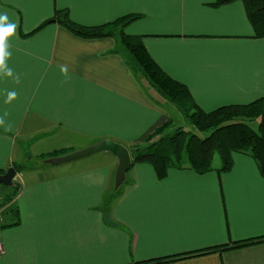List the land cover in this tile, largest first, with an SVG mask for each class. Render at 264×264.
<instances>
[{
  "label": "crops",
  "instance_id": "crops-1",
  "mask_svg": "<svg viewBox=\"0 0 264 264\" xmlns=\"http://www.w3.org/2000/svg\"><path fill=\"white\" fill-rule=\"evenodd\" d=\"M216 1L0 0L17 25L13 76L0 69V171L20 168L16 213L0 208V264H137L224 245L172 264H264V178L248 155L234 153L226 173L170 169L164 179L136 164L119 194L111 153L51 163L101 141L131 153L183 117L132 73L115 40L75 36L53 20L58 11L86 27L139 15L127 34L143 36L161 69L212 112L264 97V39L242 2ZM9 91L17 96L6 102Z\"/></svg>",
  "mask_w": 264,
  "mask_h": 264
},
{
  "label": "trees",
  "instance_id": "trees-1",
  "mask_svg": "<svg viewBox=\"0 0 264 264\" xmlns=\"http://www.w3.org/2000/svg\"><path fill=\"white\" fill-rule=\"evenodd\" d=\"M234 1L243 3L254 31V38L264 39V0H217L212 6ZM139 19V15H128L104 25L86 27L72 21L65 10L58 11L53 19L77 37L115 40V53L125 57L132 73L143 76L160 96L173 104L198 132L192 134L179 127L173 135L166 136L165 133L174 125L172 122L163 125L147 138L143 146L132 147V167L136 164H150L159 179H164L170 169L191 170L198 174H205L214 170L213 155L218 152L222 166L217 172L226 173L232 167V155L240 153L252 157L257 162L261 176L264 178V97L246 105L225 106L212 112L201 110L192 99L187 87L172 79L154 61L146 50L143 36L127 34L128 26ZM253 122L257 123L256 129L251 126ZM201 134H207V136L202 138ZM67 152L68 150H61L40 158L64 155ZM13 168L16 172L20 171V168L16 166ZM3 174L5 172L0 171V175ZM0 186L6 189L0 208L8 207L7 213H16L9 206L17 197L19 186L14 181L11 187L4 184ZM107 205L108 203L105 206L106 209ZM253 243V240L237 242L233 248H243ZM227 247L226 245L213 247L137 264H172L218 253Z\"/></svg>",
  "mask_w": 264,
  "mask_h": 264
},
{
  "label": "water",
  "instance_id": "water-1",
  "mask_svg": "<svg viewBox=\"0 0 264 264\" xmlns=\"http://www.w3.org/2000/svg\"><path fill=\"white\" fill-rule=\"evenodd\" d=\"M103 152L111 153L118 159L119 164L116 172L115 185L116 188H119L123 185L126 179V174L132 167V156L130 151L126 147L119 145L115 142L101 141L91 145L86 149L75 151L64 156L56 157L55 159L51 160V163L55 165L66 164L89 158L95 154ZM16 174L17 172L14 168H9L5 172V174L0 175V184L7 185L9 187L13 186V181L16 177Z\"/></svg>",
  "mask_w": 264,
  "mask_h": 264
},
{
  "label": "clouds",
  "instance_id": "clouds-1",
  "mask_svg": "<svg viewBox=\"0 0 264 264\" xmlns=\"http://www.w3.org/2000/svg\"><path fill=\"white\" fill-rule=\"evenodd\" d=\"M17 25L9 18L7 11H0V69H3L4 74L7 76H13V71L6 65V58L11 55L8 50L7 41L8 38L13 37L16 33ZM18 80V77L16 78ZM17 96L15 91H9L7 93L6 102L14 100Z\"/></svg>",
  "mask_w": 264,
  "mask_h": 264
},
{
  "label": "rangeland",
  "instance_id": "rangeland-1",
  "mask_svg": "<svg viewBox=\"0 0 264 264\" xmlns=\"http://www.w3.org/2000/svg\"><path fill=\"white\" fill-rule=\"evenodd\" d=\"M144 79V78H143ZM143 81V83H145L146 82V80H142ZM146 87H149V86H147V84H146ZM179 125H177V126H175V127H173V128H171V129H169L165 134H166V136H171V135H173L174 133H175V130H176V128L177 127H182V128H184L186 131H189L190 133H192V134H197L198 132L196 131V129L192 126V125H190L189 124V122L186 120V119H184V117H181L180 118V121H179V123H178ZM251 126L254 128V129H256V127H257V123L256 122H253L252 124H251ZM207 136V134H201V136L200 137H202V138H204V137H206ZM46 159V158H45ZM213 168H214V170L215 171H217L218 169H220L221 168V166H222V160H221V157H220V154L218 153V152H215L214 153V155H213ZM217 173V172H216ZM130 174L127 176V179L129 180V178H130ZM124 183H125V181H124ZM123 183V184H124ZM123 187V188H122ZM122 187H119V190L117 191V193L119 194V193H122V191H124L125 189H126V184H124V186H122ZM6 195V189L3 187V186H0V203L3 201V198H4V196Z\"/></svg>",
  "mask_w": 264,
  "mask_h": 264
},
{
  "label": "built area",
  "instance_id": "built-area-1",
  "mask_svg": "<svg viewBox=\"0 0 264 264\" xmlns=\"http://www.w3.org/2000/svg\"><path fill=\"white\" fill-rule=\"evenodd\" d=\"M2 216L0 214V229H1V226H2ZM4 253V248H3V244L0 242V255Z\"/></svg>",
  "mask_w": 264,
  "mask_h": 264
}]
</instances>
